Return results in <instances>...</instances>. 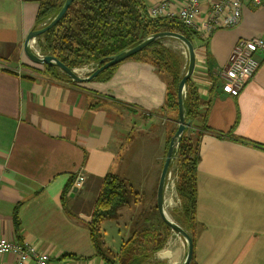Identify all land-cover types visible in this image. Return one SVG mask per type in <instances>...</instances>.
<instances>
[{"label": "crops", "instance_id": "obj_1", "mask_svg": "<svg viewBox=\"0 0 264 264\" xmlns=\"http://www.w3.org/2000/svg\"><path fill=\"white\" fill-rule=\"evenodd\" d=\"M140 1L147 10L163 3L175 18L181 5ZM38 7L39 0H0V239L29 242L53 264H106L95 255L83 223L99 179L118 175L150 198L177 120L164 109L165 79L147 63L124 61L108 81L77 85L24 74L18 66L27 64L23 44ZM252 37L264 38V8L244 0L240 23L200 39L195 49L201 57L191 80L207 127L198 144L192 228L197 264H264V56L238 95L218 88L207 105L206 67L215 76L227 66L235 43ZM230 131L261 149L228 138ZM79 176L81 187L74 188ZM129 224H101L103 242L113 253ZM185 251L183 239L171 235L153 262L180 264ZM0 264H15V258L0 256Z\"/></svg>", "mask_w": 264, "mask_h": 264}, {"label": "trees", "instance_id": "obj_2", "mask_svg": "<svg viewBox=\"0 0 264 264\" xmlns=\"http://www.w3.org/2000/svg\"><path fill=\"white\" fill-rule=\"evenodd\" d=\"M63 2L64 0H39L33 30L46 26L59 12ZM164 32L182 35L194 49L197 48L198 42L199 44L202 42L200 37L186 29L177 18L149 17L146 6L140 0H73L61 20L39 36L38 40L39 49L45 56H52L73 70L92 64L95 65L94 68H98L101 66L99 64L101 60H107L122 51L136 47L152 34ZM165 40L172 39L156 40L128 60L150 64L155 72L165 79L164 109L174 114L177 120V85L186 71L187 58L164 46L162 41ZM203 45L206 48V44ZM117 66L103 71L94 81H108ZM42 73L58 83L77 85L53 65L43 66ZM207 76L210 81L208 89L210 99L207 102L209 106L214 91L218 88L222 90V83L213 72H209L208 66ZM200 102L198 88L190 78L185 84L184 107L185 121L191 123L184 131L168 169V173L174 172L177 178L175 191L180 201V212L177 216L182 221V224L178 225L191 236L193 245L198 144L203 132L207 131L206 115L201 111ZM226 135L237 142L261 149L257 144L235 138L232 131ZM171 138L172 136L169 137L168 144ZM71 185L72 181L65 190L64 197ZM153 196L155 198L153 205L147 207L141 201L138 192L124 178L108 174L99 179V189L91 214L83 221L97 257L106 264H149L152 261L154 255L165 246L171 234L169 227L158 215L156 191ZM137 204L139 212L131 217L128 236L122 241L118 251L113 253L103 242L101 224L118 222L122 209L133 211ZM13 222L16 227L18 220L15 211ZM190 264H197L194 254Z\"/></svg>", "mask_w": 264, "mask_h": 264}, {"label": "built area", "instance_id": "obj_3", "mask_svg": "<svg viewBox=\"0 0 264 264\" xmlns=\"http://www.w3.org/2000/svg\"><path fill=\"white\" fill-rule=\"evenodd\" d=\"M176 13L179 22L201 39L210 37L219 30H230L237 26L242 17L244 0H180ZM255 8H264V0H249ZM151 18L168 17L163 3L150 8ZM175 18V17H174ZM264 56V38L252 37L238 40L228 58L227 66L216 71L215 76L222 82V91L236 96L249 82L259 67V57ZM92 71V70H91ZM82 178L76 179L74 188L81 187ZM166 188V186H165ZM165 202V200H164ZM12 255L15 264H53L47 254L39 252L35 245L15 243L0 239V256Z\"/></svg>", "mask_w": 264, "mask_h": 264}, {"label": "water", "instance_id": "obj_4", "mask_svg": "<svg viewBox=\"0 0 264 264\" xmlns=\"http://www.w3.org/2000/svg\"><path fill=\"white\" fill-rule=\"evenodd\" d=\"M73 0H64L62 7L60 8L59 12L56 14V16L44 27L38 30H32L29 32V34L26 36L24 44H23V53L24 56L31 61L34 64L37 65H53L56 68H58L62 73H64L69 80L76 84H83L88 83L95 79L100 73L103 71L112 68L114 66H117L121 64L122 62L128 60L133 55L141 52L143 49L148 47L150 44H152L156 40L160 39H172L177 41L183 49L186 51L187 54V68L185 73L183 74L181 80L179 81L177 85V125H176V131L174 132L172 138L169 141L168 148L166 151V155L162 164L157 189H156V208L158 215L161 219V221L169 227V229L175 233L177 236H179L183 241L185 242L186 251L184 258L180 264H190L193 253H194V245L193 240L191 236L183 229L181 228L177 223H175L173 220H171L167 216V212L165 210V202H164V194H165V186H166V180L168 175V169L169 165L172 161V157L174 154V151L177 150V147L181 141L182 135L186 129L190 126V121H185V107H184V91H185V84L186 82L191 78L194 68H195V51L192 46V44L182 35L177 33H171V32H164V33H157L152 34L148 37H146L139 45H137L134 48H131L129 50H125L120 52L119 54H116L114 56L109 57L107 60H101L99 64L100 67L93 69L91 73L85 77L77 76L73 70H70L66 66H64L62 63H60L56 58L52 56H42L38 57L36 56L30 47V42L38 38L39 36L46 33L48 30L52 29L63 17L69 6ZM75 192V190H73Z\"/></svg>", "mask_w": 264, "mask_h": 264}, {"label": "rangeland", "instance_id": "obj_5", "mask_svg": "<svg viewBox=\"0 0 264 264\" xmlns=\"http://www.w3.org/2000/svg\"><path fill=\"white\" fill-rule=\"evenodd\" d=\"M170 18H172V17H170ZM208 38H205L202 40H206ZM39 44H40V41L38 40V38L33 39L30 42L31 50L38 57L45 56L40 51ZM162 44L164 46H166L167 48H169L170 50H172L173 52L179 54L180 56L182 55L183 58H185V59L187 58L186 51L183 49V47L178 42L173 41V40H165V41H162ZM194 51H196V50L194 49ZM198 55H200L199 51H196V53H195V68H196V65L199 63L198 60L201 57V55H200V57L198 58ZM196 57L198 59L197 61H196ZM25 60L27 62V64L25 66H22V65L18 66V68L21 71H23L24 74H30V75L37 76L36 73H42L43 66L32 63L26 57H25ZM94 67H95V65L92 64V65H89L87 67L73 69V71L77 76L85 77L91 73L92 68L96 69ZM7 69H9V64H7ZM42 75L47 76L44 73H42ZM161 167H162V165H161ZM176 180H177V178H176V175L174 172L168 173L167 180H166V188H165V200H166L165 210H166L167 216L169 218L171 217L170 216L171 212L173 213L174 216H176L177 213L180 212V201H179L178 196H177L176 191H175ZM155 191H156V188L154 189V192ZM138 194L142 198L141 201L143 202V204H146L147 207L153 205L154 200H155L154 196L152 198V195H154L153 192H152V195L150 196V198H149V196H147V198H146L144 191H141ZM147 195H148V193H147ZM138 207L139 206H136L135 209H133V211H126V209H122L119 213L124 212V217L118 221L120 223V225L124 226V224L129 223L131 220V217L134 216L135 213L139 212ZM140 224H141V221H140ZM171 235L176 236V234L173 233L172 231H171L170 236ZM163 248L161 250H163ZM160 251H158V252H160ZM149 264H160V263L153 262V259H152V261Z\"/></svg>", "mask_w": 264, "mask_h": 264}]
</instances>
